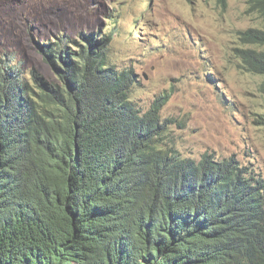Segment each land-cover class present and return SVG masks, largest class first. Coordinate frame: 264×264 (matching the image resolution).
Segmentation results:
<instances>
[{
	"label": "trees",
	"instance_id": "obj_1",
	"mask_svg": "<svg viewBox=\"0 0 264 264\" xmlns=\"http://www.w3.org/2000/svg\"><path fill=\"white\" fill-rule=\"evenodd\" d=\"M245 5L263 26L237 52L264 96V0ZM111 41L42 47L49 77L0 66V264H264V180L183 157L168 97L135 109Z\"/></svg>",
	"mask_w": 264,
	"mask_h": 264
},
{
	"label": "rangeland",
	"instance_id": "obj_2",
	"mask_svg": "<svg viewBox=\"0 0 264 264\" xmlns=\"http://www.w3.org/2000/svg\"><path fill=\"white\" fill-rule=\"evenodd\" d=\"M262 26L245 0H0V66L49 77L42 47L112 35L111 62L137 77L135 109L168 97L160 117L183 157H234L264 180L262 78L237 52L238 33Z\"/></svg>",
	"mask_w": 264,
	"mask_h": 264
}]
</instances>
